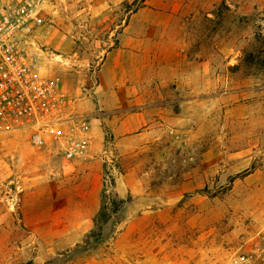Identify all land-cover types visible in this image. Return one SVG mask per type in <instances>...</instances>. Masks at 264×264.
Masks as SVG:
<instances>
[{
	"label": "rangeland",
	"instance_id": "1",
	"mask_svg": "<svg viewBox=\"0 0 264 264\" xmlns=\"http://www.w3.org/2000/svg\"><path fill=\"white\" fill-rule=\"evenodd\" d=\"M43 1L33 60L87 94L93 144L69 162L0 133V264L225 263L264 226V0ZM114 51L143 94L119 133L93 94ZM104 188L126 200L114 232L69 258Z\"/></svg>",
	"mask_w": 264,
	"mask_h": 264
},
{
	"label": "built area",
	"instance_id": "2",
	"mask_svg": "<svg viewBox=\"0 0 264 264\" xmlns=\"http://www.w3.org/2000/svg\"><path fill=\"white\" fill-rule=\"evenodd\" d=\"M43 0H0V133H28L34 146L51 141L66 161L89 156L87 116L59 75H43L33 60L35 35L44 24ZM223 264H264V226Z\"/></svg>",
	"mask_w": 264,
	"mask_h": 264
},
{
	"label": "crops",
	"instance_id": "3",
	"mask_svg": "<svg viewBox=\"0 0 264 264\" xmlns=\"http://www.w3.org/2000/svg\"><path fill=\"white\" fill-rule=\"evenodd\" d=\"M127 38L128 37H124L122 39L121 50L128 48V45L126 44ZM136 50H139V46H136ZM125 54L123 51H114L108 55L104 66L98 72L99 84L93 91L101 108L107 113L105 118L107 124L110 125L116 133H119L121 130L131 129V127L134 128V119L129 118L130 112L128 107L132 104L131 102L139 101L143 98V94L139 95V91L136 90V86L139 83L130 80L126 74L125 61L123 59ZM66 86L67 85L63 81V87L65 89ZM73 95L76 97V108L80 111L87 110L93 112L95 110L93 104L87 98V94H85L84 97H80L78 90ZM122 107L123 109H121ZM146 114V111H143L142 113L131 114V117L136 120L141 117L145 118ZM94 119L95 120L92 121L93 131L95 135H99V124L97 123L99 119ZM100 190L101 187L98 185V191L100 192Z\"/></svg>",
	"mask_w": 264,
	"mask_h": 264
},
{
	"label": "trees",
	"instance_id": "4",
	"mask_svg": "<svg viewBox=\"0 0 264 264\" xmlns=\"http://www.w3.org/2000/svg\"><path fill=\"white\" fill-rule=\"evenodd\" d=\"M252 53H248L247 58L251 57ZM115 181V180H114ZM126 200L118 198L117 195H110L106 188L102 192V203L94 217V228L83 241V244H78L76 248L68 253V257H74L89 249L96 248L102 241L108 238L114 232L115 224L120 219V215ZM118 219V220H117ZM26 264H35L29 261Z\"/></svg>",
	"mask_w": 264,
	"mask_h": 264
}]
</instances>
